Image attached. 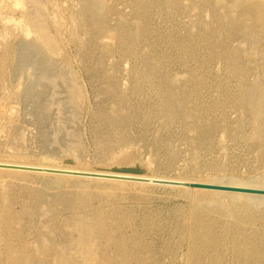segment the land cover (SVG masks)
Listing matches in <instances>:
<instances>
[{"label":"rangeland","instance_id":"374dc122","mask_svg":"<svg viewBox=\"0 0 264 264\" xmlns=\"http://www.w3.org/2000/svg\"><path fill=\"white\" fill-rule=\"evenodd\" d=\"M87 1L0 0V159L263 178L264 146L253 136L241 93L264 108V0H150L147 12L136 0H104L111 11L101 31L82 26L89 25ZM34 16L46 23L54 48L34 45L27 25ZM145 24L128 52L122 32ZM167 90L189 94L186 114L172 108ZM198 119L206 125L203 137L194 127ZM128 120L130 144L142 151L123 160L114 152ZM196 146L202 163L193 170L188 156ZM190 204L171 190H113L87 180L58 185L37 174L0 172V264H188L181 235ZM211 215L219 232L237 220ZM79 223L97 231L88 246ZM243 224L245 242L228 239L218 261L202 253L200 264H240L234 249L247 246L257 255L264 214Z\"/></svg>","mask_w":264,"mask_h":264},{"label":"bare ground","instance_id":"6f19581e","mask_svg":"<svg viewBox=\"0 0 264 264\" xmlns=\"http://www.w3.org/2000/svg\"><path fill=\"white\" fill-rule=\"evenodd\" d=\"M35 1L37 2V0ZM149 1L150 0H136V3L138 4V6L144 7L146 10ZM87 2H88V6L85 8L83 18L84 17L90 18L88 19L89 25H86V21H85V23H83L82 26L89 27V29L92 30L101 31L103 23L105 24L106 22V15L111 10L107 8V4L104 0H88ZM147 11L148 10H146L145 12ZM230 21L235 23V25H237L238 27V22H236L234 19H231ZM45 24L35 16L32 19H30V22L27 21V25H30V27L33 28V30L36 33L34 45H36L37 47H42L44 49L46 45L51 48H54L53 45L51 44V38L49 37L50 34L48 35L47 32L50 30H47ZM147 30H148V25L145 24V26L140 25L136 31L128 29V31L125 30L122 32V35H124L122 36V40L127 45L128 52H130L129 49L130 40H132V38L137 34L146 33ZM237 30L244 32L245 36L249 35L247 29L243 27H239L237 28ZM53 44L55 45V43ZM148 66L151 67V65ZM158 66L159 68L162 69L164 68V63L162 62ZM150 71L154 72V70L152 69H150ZM168 81L169 83H171L172 81H174V78ZM74 84L75 83H73V85ZM197 85L200 86L198 83ZM78 92L79 91L75 90V93ZM241 95H242L241 99H243V102L245 103L247 110L251 114V126L253 129V136L261 142L262 146H264V108L260 103L252 101L248 92L241 93ZM121 96L123 100H126V95L124 93ZM165 96L167 97L169 104L172 106V108L176 109L177 112H180L182 114L187 113V110H185L186 104L189 99V94L187 92L181 93L180 95H174L170 90H167L165 91ZM197 110L201 112L203 118H205L208 114L206 111H203L201 107H198ZM240 123L241 121L238 123V126ZM215 126L216 123L212 122V124H210L208 128H214ZM194 127L196 128L198 133H200L201 137L205 135L206 125L204 124V122L201 123L200 119H198L194 123ZM129 129H130V123L128 120L125 123V131L123 132V136L121 137V140L118 143L119 147L117 151L114 152L115 158H119L123 160H132L134 157H137L142 151L141 147L136 148L130 144L132 136H130L131 134L129 132ZM196 149L197 150H195L192 154L188 156V160L193 162V170L199 169V166L202 163V161H200L202 157V152H201L202 150L197 148V146ZM263 157H264V153H263ZM26 170H30V171H26ZM33 171H38V172H33ZM0 172H5L10 175L37 174L47 177V180L50 183L58 184V185H69L71 180H83V181L87 180L91 182L108 183L110 184L113 190L134 189L142 193L156 188V189L175 191L177 194L191 199V204L187 213L185 228L181 235L182 243L186 246V249L184 250H185L186 259L188 260V264H200L199 256L202 253H205V255L209 256L211 261L213 262L218 261L222 257V254H219L217 249L220 246L225 245L228 239L234 237L238 239L237 241L240 243L246 241L248 232H246V227L243 226L244 220L247 219L248 217L254 218L257 214L261 212L262 214H264V195L261 194L243 193L236 191H223V190H214V189H198V188H190L181 185L164 183V182H172V183L185 184L189 182L190 183L197 182L203 184H217L223 186L254 188V189L264 190V177L253 180H241V179H233V178L196 179L190 177H173L167 175L165 176V175L155 174L152 172L150 173L139 172L137 174H133L131 173V171H119L112 169H94L89 167H80V166L65 164L64 162L38 163V162L17 161L10 159H0ZM75 172H79V173H75ZM80 172H84V173H80ZM85 174H90V176H87ZM93 175H97V177H94ZM130 175H132L134 178L132 177L130 178ZM128 181H137V182H128ZM201 200H205L207 202L206 205H203L201 203ZM142 206H144V204ZM211 211L212 212L216 211L223 216H230L234 218L237 217V220L235 219L233 222L230 223V225L225 227L224 232H219L217 230L218 219L215 216L211 215ZM99 225L102 228L100 231H104L103 229L106 225H105L104 217L102 215L99 217ZM77 227H78L77 229L80 230V232L84 237L83 239L84 245L88 246L92 241V239L96 236L97 231L95 229H92L89 225L83 223H79ZM196 232H199V235L195 238L194 236ZM112 234L114 235V233ZM239 246L240 245H238L237 247ZM261 247L264 246L263 245L255 246V248H261ZM245 248L247 249H240V248L234 249V253H236L238 256L242 258L240 264H264V248H262L257 255H254L253 247L248 248L247 246ZM141 261L143 263L146 262L147 261L146 257L142 256Z\"/></svg>","mask_w":264,"mask_h":264},{"label":"water","instance_id":"95a60500","mask_svg":"<svg viewBox=\"0 0 264 264\" xmlns=\"http://www.w3.org/2000/svg\"><path fill=\"white\" fill-rule=\"evenodd\" d=\"M53 172H55V171H53ZM85 175L90 176V174H85ZM93 176L97 177V175H93ZM164 183L173 184V185H181V186H186V187H190V188H198V189H214V190L236 191V192L264 195V190L254 189V188L223 186V185H217V184H203V183H197V182H191V183L189 182V183H185V184L172 183V182H164Z\"/></svg>","mask_w":264,"mask_h":264}]
</instances>
